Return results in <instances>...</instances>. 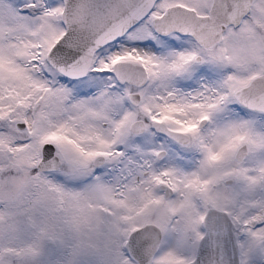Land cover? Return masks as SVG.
<instances>
[{
    "label": "snow or ice",
    "instance_id": "snow-or-ice-1",
    "mask_svg": "<svg viewBox=\"0 0 264 264\" xmlns=\"http://www.w3.org/2000/svg\"><path fill=\"white\" fill-rule=\"evenodd\" d=\"M0 264H264V0H0Z\"/></svg>",
    "mask_w": 264,
    "mask_h": 264
}]
</instances>
